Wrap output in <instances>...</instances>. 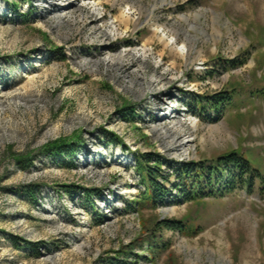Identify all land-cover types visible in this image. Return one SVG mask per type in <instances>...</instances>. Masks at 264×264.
<instances>
[{"label":"rangeland","instance_id":"obj_1","mask_svg":"<svg viewBox=\"0 0 264 264\" xmlns=\"http://www.w3.org/2000/svg\"><path fill=\"white\" fill-rule=\"evenodd\" d=\"M233 89L216 120L189 107ZM77 139L64 162L44 152ZM230 152L264 174V0H0V264H264L258 185L137 206L138 158L172 189Z\"/></svg>","mask_w":264,"mask_h":264},{"label":"trees","instance_id":"obj_2","mask_svg":"<svg viewBox=\"0 0 264 264\" xmlns=\"http://www.w3.org/2000/svg\"><path fill=\"white\" fill-rule=\"evenodd\" d=\"M61 51V50H59ZM56 53V52H55ZM236 90L231 92L218 93L211 96H195L189 103V107L194 109L200 117L207 114L210 121L216 120L220 112L233 101ZM129 109V108H127ZM127 109L123 110V115H127ZM113 138L117 137L113 134ZM82 145L81 140L66 141L61 140L50 144L44 152L50 158L59 159L64 162L66 159L73 158L79 147ZM151 158L147 160L144 156L137 159L136 170L140 175L141 183L145 188V192L141 194L140 200L137 202L139 209L151 207L158 208L160 204L167 201L168 195L173 191H177L180 199L186 202H201L208 198H215L218 195L217 187L223 184L228 178L230 184L228 187L233 190L237 187L246 188L250 192L254 191L258 185L259 191L264 195V174L261 170L255 168L252 161L240 152H230L224 154L213 163L207 162H187L175 170L176 184H172V189L168 188V184L172 183L170 178L164 175L161 169V158H157L156 166L150 165ZM27 162V163H26ZM21 162L24 169L29 167L31 161ZM163 179V183L159 181ZM260 184H256V182ZM31 198H35L38 188H28L25 190ZM90 194V192L88 191ZM158 230L178 231L183 234L196 235L198 232L195 227L185 222L164 220L157 223ZM15 246L19 242H23L25 246L40 254L42 244L30 243L18 237H12ZM156 238L143 241L140 245H149L154 251L159 247ZM131 253V252H130ZM138 257L136 254H131ZM123 259H110L108 264H128Z\"/></svg>","mask_w":264,"mask_h":264}]
</instances>
